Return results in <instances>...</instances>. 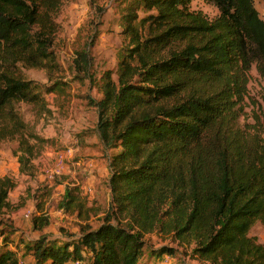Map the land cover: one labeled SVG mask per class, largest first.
I'll return each mask as SVG.
<instances>
[{"label":"trees","instance_id":"trees-1","mask_svg":"<svg viewBox=\"0 0 264 264\" xmlns=\"http://www.w3.org/2000/svg\"><path fill=\"white\" fill-rule=\"evenodd\" d=\"M192 1L137 0L124 15L132 47L118 80L106 74L103 97L90 101L104 151L115 150L110 206L97 227L80 225L77 241L40 239L35 264H79L84 251L91 264H146L143 238L154 232L209 264H264V244L250 234L257 221L264 225V112L261 123L240 124L249 72L255 66L264 76V17L257 0H209L219 10L214 19L193 10ZM58 5L0 0V138L19 136L17 153L29 160L49 139L25 133L13 103L50 109L19 64L40 67L51 56ZM141 7L150 13L139 18ZM75 63L81 72L90 60L82 53ZM46 91L66 93L61 86ZM14 186L9 176L0 178V212L12 207ZM75 190L68 187L64 207L76 205L81 217ZM47 223L33 218L36 229ZM0 264H20L15 249L1 246Z\"/></svg>","mask_w":264,"mask_h":264},{"label":"rangeland","instance_id":"rangeland-1","mask_svg":"<svg viewBox=\"0 0 264 264\" xmlns=\"http://www.w3.org/2000/svg\"><path fill=\"white\" fill-rule=\"evenodd\" d=\"M136 5L137 0H59L53 14L55 32L51 56L40 67L19 64L20 76L42 88L41 93L52 110L50 113L33 104L13 103L12 109L27 123L25 133L36 132L49 138L30 160L28 154L17 153L19 136L0 138V178L9 176L15 184L8 194L12 207L0 212V247L15 249L20 264H35L32 248L40 239L60 245L77 241L80 225L89 223L93 228L97 227L110 206L108 176L97 177L92 190H87L91 177L89 161L97 160L96 167L103 165L107 153L100 152L98 143L88 145L92 141L91 134L86 135L90 139L83 145H69L72 148L68 153L67 138L79 136L82 130L92 127L96 117L98 119L97 108L90 101H99L103 97L106 74L115 81L119 78L120 61L132 47L125 31L124 15ZM255 5L264 17L262 1L257 0ZM191 8L202 11L209 19L219 14L216 5L209 0H193ZM137 9L139 18L150 13L142 7ZM82 53L87 54L90 64L86 71L79 72L75 60ZM55 86L64 87L66 93L51 101L46 90ZM60 103H63L64 112L58 110ZM241 105L242 126L263 121L264 76L255 66L249 72ZM1 122L6 124L7 120ZM8 125L12 127L11 122ZM52 133L56 134L53 138ZM58 151L66 154L65 168L55 166ZM28 161L31 166H27ZM68 187H76L77 200L84 203L81 217L76 205L71 209L64 207ZM38 215L48 218V223L41 229L33 225V218ZM250 234L264 244V225L260 221L254 224ZM143 241L141 261L146 264H209L171 235L154 232L144 236ZM164 247H170L171 252L163 256L161 250ZM82 256L79 264H91V254L84 251Z\"/></svg>","mask_w":264,"mask_h":264},{"label":"crops","instance_id":"crops-1","mask_svg":"<svg viewBox=\"0 0 264 264\" xmlns=\"http://www.w3.org/2000/svg\"><path fill=\"white\" fill-rule=\"evenodd\" d=\"M55 96L57 97V98H59V93H57V92H52V93H50V95H49V97L51 98V101H53L54 99H55ZM63 103H60L59 104V106H58V110L60 111V112H64L63 110H64V108H63ZM48 108H49V105H48ZM50 109V108H49ZM97 110V109H96ZM50 113H52V110L50 109ZM98 113V112H97ZM98 115V114H97ZM97 117H96V122H94V124L92 125V127L91 128H87V129H85V130H82L81 131V133L82 134H80L79 136H70L69 138H67L68 139V144H67V149H66V151L69 153L70 151H71V146H69V145H72V146H75V145H77V144H79V145H83L84 143V141H85V143L86 142H88L89 141V139H88V137L86 136L87 134H91L90 136H92L91 137V139H92V141L90 142V143H88V145L90 144H100V146H101V150H100V152L101 151H103V152H101L102 154H106L107 153V160H106V163L105 164H103V165H99L98 167H96L97 166V164H98V161L97 160H95V159H91L90 161H89V166H90V172H91V177H89L88 179H89V183H87V184H89L88 185V187H87V190H92V188H91V186L93 187L94 186V183H95V181L97 180V177H101V176H103V174H105L106 176H108V178H109V176H110V166H109V152H106V151H104V149H103V145L101 144V142H100V140H99V136H98V133L96 132V124H97ZM85 135V136H84ZM51 136H52V138L54 137V136H56V134H54V133H52L51 134ZM46 139H49L48 137L46 138ZM52 140V139H51ZM88 140V141H87ZM61 151H64V149L63 150H61ZM56 154V156H57V158H56V164H55V166H60L61 168H65V166H64V162H63V160H64V158H65V156H66V154L65 153H63V152H57V153H55ZM65 154V155H64ZM95 160V161H94ZM94 164H95V166H94ZM96 168V169H95ZM54 170H52L51 171V173L53 172Z\"/></svg>","mask_w":264,"mask_h":264}]
</instances>
